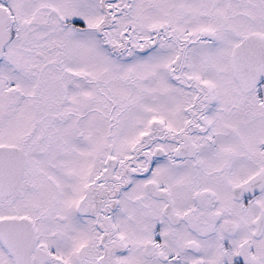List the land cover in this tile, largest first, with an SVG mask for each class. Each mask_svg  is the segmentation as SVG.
Listing matches in <instances>:
<instances>
[{
    "label": "snow or ice",
    "instance_id": "1",
    "mask_svg": "<svg viewBox=\"0 0 264 264\" xmlns=\"http://www.w3.org/2000/svg\"><path fill=\"white\" fill-rule=\"evenodd\" d=\"M0 264H264V0H0Z\"/></svg>",
    "mask_w": 264,
    "mask_h": 264
}]
</instances>
